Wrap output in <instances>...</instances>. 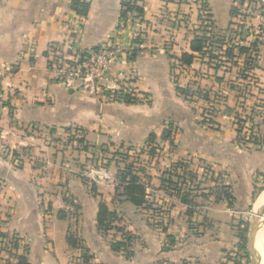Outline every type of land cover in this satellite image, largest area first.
Returning a JSON list of instances; mask_svg holds the SVG:
<instances>
[{
	"label": "crops",
	"instance_id": "0c3cea01",
	"mask_svg": "<svg viewBox=\"0 0 264 264\" xmlns=\"http://www.w3.org/2000/svg\"><path fill=\"white\" fill-rule=\"evenodd\" d=\"M86 1L81 16L70 0H0L6 99L0 113V264H17L15 255L29 264H244L237 213L264 187V116L253 119L260 108L255 95L263 91L264 42L256 65L240 76L245 56L237 50L228 60L224 49L212 59L206 50L191 51V41L203 33L197 0H137L143 29L134 58L132 52L113 67L135 73L137 97L110 99L66 87L48 69L49 44L87 50L114 35L122 0ZM203 2L215 30L231 31L238 1ZM128 33L120 32V40ZM249 42L247 34L243 43ZM182 53L194 55L191 64L179 62ZM209 106L214 124L202 118ZM233 112L247 117L252 135L239 131ZM131 147L141 148L137 161L145 167L139 173L147 192L142 206L115 197L123 162L113 153ZM97 159L104 165L91 166ZM196 162L209 166L215 184L229 187L232 206L204 196L208 185L191 195L184 185L188 204L166 187L164 178L173 180ZM100 202L114 213L107 230L97 227ZM68 234L75 245L67 243ZM117 241L126 246L112 250Z\"/></svg>",
	"mask_w": 264,
	"mask_h": 264
},
{
	"label": "built area",
	"instance_id": "2783aa9c",
	"mask_svg": "<svg viewBox=\"0 0 264 264\" xmlns=\"http://www.w3.org/2000/svg\"><path fill=\"white\" fill-rule=\"evenodd\" d=\"M261 2L264 6L263 1ZM244 4L248 5L247 1ZM142 29L141 17L128 13L125 18H119L114 35L98 47L77 50L69 44L51 43L47 49L48 69L58 83L71 89L88 91L115 100L124 101V95L135 99V73L131 70L113 71V67L128 59L136 48ZM125 30H129V37L120 40L118 35ZM259 30L264 33V21L260 23ZM4 97V91L0 87V113L5 106Z\"/></svg>",
	"mask_w": 264,
	"mask_h": 264
},
{
	"label": "rangeland",
	"instance_id": "374dc122",
	"mask_svg": "<svg viewBox=\"0 0 264 264\" xmlns=\"http://www.w3.org/2000/svg\"><path fill=\"white\" fill-rule=\"evenodd\" d=\"M198 1V10H200L201 12L199 13V17H200V21L202 22V26H203V30L208 31V33L210 34V36L212 37V41H213V45L210 46V49H212L213 55H221V53L219 52L221 49L223 50L224 48H222V46L224 45L225 47H227V44H223L225 42L226 39L230 38L233 39L234 41H238L240 38L238 36V33H240V31H242V35H246L249 34L250 36L249 39L250 41L256 39L257 41L260 42H264L263 37H264V33H262L259 30V25L262 21H264V8H261L262 2L264 3V0H253L252 2H250L248 5L244 4L242 7H240V13L241 15L236 19L235 21V25L231 28V31H225V32H218V30H215L214 28V23H213V19L212 16L210 14H208L205 11V3L203 2V0H197ZM261 14L263 16H261ZM262 17V18H261ZM255 18V20H253ZM219 45V46H217ZM261 45L259 47V49H261ZM258 56V55H257ZM257 56L253 57L251 62H247L246 65L243 64V69H240L237 73L240 76H243L245 74V72H251L249 70H251L250 68L254 67L256 65V61H257ZM222 61L221 59H217L216 61H213L212 63L214 64H219L218 61ZM242 63V62H241ZM246 75V74H245ZM262 87H259V89H262L263 91L260 92V95H255L256 99L254 100L253 104L256 107H260L257 111L258 113H256L253 117V119L255 117H257L258 115H263L264 116V83H262ZM189 93V92H188ZM195 94H201V92L199 91H195ZM199 97L201 95H198ZM215 108H211V106L209 107H205L202 111V118L203 121L205 119V122H210L213 123V117L215 116V112H214ZM260 113V114H259ZM232 117H233V122L235 124H237V126L241 129L239 130L240 132H245L247 134L252 135L253 132V128H246L247 127V117L243 116L242 112H233L231 113ZM262 117V116H261ZM263 119V117H262ZM214 124V123H213ZM249 124V123H248ZM246 128V130L244 131L243 129ZM35 135V134H33ZM139 151H141V148H133L131 147L130 149H121V150H116L114 151V156H116L117 158L121 159L123 164L121 165L122 167H124V165L126 163L129 162H134V166L136 168V171L138 173H143L141 171H138L139 168H143L145 171V167L144 166H140L139 164H141L140 162L137 161L138 155L140 154ZM137 161V162H135ZM17 164H19L18 160L16 161ZM139 163V164H138ZM94 163H91V166H101L104 165V161L103 160H99L97 159V161ZM142 165V164H141ZM183 165V164H181ZM185 165V164H184ZM187 169H183L180 168V170L177 172V174L174 176L173 180L168 179V178H164V182L166 184V187L171 189L173 193L177 194V192L181 193L182 189L185 185V188L187 187L189 189V195L192 194H199V190H201L203 185H208V193H206L207 195H211L214 196L216 194L219 193L220 191V186L219 184H215V182H217V180H215L214 178V174L210 173L211 171L209 170V166L208 165H203L200 163H193V164H188L186 166ZM140 176V174H139ZM169 177V176H168ZM214 181V182H213ZM181 188V191L177 190V188ZM264 189L263 186L257 187L254 191V194L252 196V198L250 199V201H248L246 204H244L239 210H240V214L237 213V215L240 216L239 220H237V223L235 224V226L237 227V234L238 235H245V237H247L248 235V229H249V222L251 220V212H252V208L254 207L255 203H259V196L260 193L262 192V190ZM184 190V189H183ZM192 191V192H191ZM205 194V195H206ZM213 197V198H214ZM258 198V199H257ZM257 199V200H256ZM256 201V202H255ZM12 240V239H11ZM10 243V242H9ZM246 243V242H245ZM12 245V243H10ZM238 249L240 252V254H238V256H241V258H243V263L244 264H253L249 255L246 257L245 256V250H242L240 248V244L238 243ZM240 263V261H238Z\"/></svg>",
	"mask_w": 264,
	"mask_h": 264
},
{
	"label": "trees",
	"instance_id": "16d2710c",
	"mask_svg": "<svg viewBox=\"0 0 264 264\" xmlns=\"http://www.w3.org/2000/svg\"><path fill=\"white\" fill-rule=\"evenodd\" d=\"M238 3L240 4L239 7H233L231 10V16L233 17H239L241 15L240 13V7H242L247 1V4L252 2L253 0H237ZM70 6L71 9L77 13L78 15L85 16L88 12L89 9V3L86 0H70ZM206 7V5H204ZM264 6L261 5V8ZM128 13H132L135 15H139L142 19L143 15V8L138 5L137 0H122L121 1V10H120V15L119 18H125ZM232 24V23H231ZM229 26V30H232ZM238 33L239 40L234 41L233 39L228 38L225 40L223 44H227L228 46L224 48L223 50V56H225L228 59L233 58V51L237 50V55H244L245 60H244V65L247 64V62H251L252 58L258 55L259 52V46L261 45L262 42L257 41L256 39L250 41L248 45H245L244 43H239V42H244L246 35H242ZM214 43L212 41V37L208 33V31L203 30V33L199 36H195V38L191 41L190 43V49L192 52H198V53H203L205 50L208 54V57L210 59L216 58L217 55H213L212 49L207 50L210 46H212ZM219 46V45H217ZM134 58V51L132 55L129 57V59ZM194 58V55L191 53H182L181 56L179 57V62L183 65H189L192 63ZM177 90L183 94L185 97L189 96V93L186 91V89L177 87ZM124 101L127 102H134L135 99L131 98L130 96L124 95ZM163 138H168L169 134H164L162 135ZM150 141V137H149ZM152 152V151H150ZM134 162H129L126 163L119 171L118 174V184L115 187V197H122L125 201L130 202L131 204L135 206H142L144 205L147 200V192H146V186L145 184L141 181V178L139 176V173L136 171V168L134 166ZM138 171L144 172L143 168H139ZM170 179V175L168 177ZM262 182L264 183V175L262 176ZM181 188H177V190L181 191ZM220 191L218 194L215 195L214 200L219 201L221 199L225 200L228 204V206H232L234 202V197L232 196L231 192L229 191V187L227 185H221L220 186ZM177 195H179L180 200L183 203H189L190 201L187 199V194L186 191H183L179 193L177 192ZM204 196H207V194ZM187 213L190 214L191 210L190 208L187 210ZM114 213L109 211L106 205L102 202L98 204V212H97V227L102 230H107L109 229L110 225V220L113 218ZM117 230H121L120 227H116ZM3 236V235H1ZM67 243L69 245H75L76 241L73 235L68 234L66 237ZM245 242H246V237L245 235H239V244L240 248L242 250H245ZM10 243H12L13 248H16L17 242L13 238ZM126 243L125 241H117L111 243V249L112 250H120L121 248L125 247ZM245 256L247 257L248 254L245 253ZM15 258L17 259V264H29L26 260V257L23 255H15ZM88 259L87 257H84V261L86 262Z\"/></svg>",
	"mask_w": 264,
	"mask_h": 264
},
{
	"label": "water",
	"instance_id": "95a60500",
	"mask_svg": "<svg viewBox=\"0 0 264 264\" xmlns=\"http://www.w3.org/2000/svg\"><path fill=\"white\" fill-rule=\"evenodd\" d=\"M257 212H259L260 215V212H262L261 206H259L257 209H255L254 207L252 208V217L249 222L248 235L246 237L245 243L246 252L249 255L253 264H260V254L255 245V238L257 234V229L264 223L262 219L257 217Z\"/></svg>",
	"mask_w": 264,
	"mask_h": 264
},
{
	"label": "bare ground",
	"instance_id": "6f19581e",
	"mask_svg": "<svg viewBox=\"0 0 264 264\" xmlns=\"http://www.w3.org/2000/svg\"><path fill=\"white\" fill-rule=\"evenodd\" d=\"M259 201V203H255L254 208L257 209L261 206L262 212H260V215L259 212H257V217L264 221V190L260 193ZM255 245L260 254V264H264V223L257 229Z\"/></svg>",
	"mask_w": 264,
	"mask_h": 264
}]
</instances>
